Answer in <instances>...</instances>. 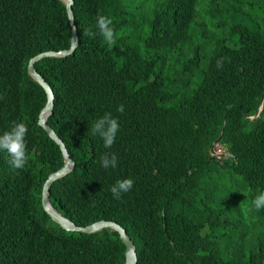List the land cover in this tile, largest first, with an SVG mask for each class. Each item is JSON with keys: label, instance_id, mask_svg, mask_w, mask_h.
Listing matches in <instances>:
<instances>
[{"label": "trees", "instance_id": "16d2710c", "mask_svg": "<svg viewBox=\"0 0 264 264\" xmlns=\"http://www.w3.org/2000/svg\"><path fill=\"white\" fill-rule=\"evenodd\" d=\"M74 11L76 52L36 63L55 92L48 123L75 161L53 183L52 204L81 226L101 219L123 225L137 264H264L263 241L249 259L241 250L232 260L208 240L222 225L223 199L248 203L253 221L264 214L252 205L264 192V108L246 118L264 95V0H75ZM98 13L112 18V46L96 28ZM89 28L95 37L84 35ZM70 44L61 0H0V135L25 123L29 157L15 170L0 151V264L126 262L117 230H67L42 205V186L64 158L38 123L47 95L28 64ZM200 64L201 79L194 77ZM105 112L119 123L111 149L90 131ZM220 136L233 157L217 161L208 151ZM105 151L117 154L115 169L101 167ZM227 169L241 184L216 180L213 173ZM124 178L134 185L114 199L109 189ZM207 223L212 229L203 235Z\"/></svg>", "mask_w": 264, "mask_h": 264}, {"label": "clouds", "instance_id": "9594fccd", "mask_svg": "<svg viewBox=\"0 0 264 264\" xmlns=\"http://www.w3.org/2000/svg\"><path fill=\"white\" fill-rule=\"evenodd\" d=\"M61 1L65 4V7H66L67 18H68V22H69V25H70V34H71V43H72L73 27H72V22L70 20L69 11H68V1L69 0H61ZM74 5H75V0H72L71 9H72L73 16H74V18H73L74 24H75V26L77 28V30H76L77 34L76 35L78 36V44L75 46L73 51H71L67 55H52L54 57H65V56L73 55L76 52V50H77V48H78V46L80 44L79 26H78L77 21H76V14H75V11H74ZM112 24H113V21H112L111 17H109L107 15H101L99 13L97 14V17H96V28L98 29L99 35H101L103 37L104 41L109 46H112V45H114L116 43L115 31H114V28L112 27ZM96 34L97 33L93 32L90 28L84 30V35L89 37V38L95 37ZM70 47H71V44L66 49L48 50V51L58 52V51L70 49ZM43 52H47V51H43ZM43 52H40V53H43ZM40 53H38V54H40ZM52 56H47V57H52ZM44 58H46V57H44ZM44 58H42V59H44ZM217 66L218 67L221 66V61L217 62ZM35 67H36V64H35ZM37 71L46 80L45 76L38 69H37ZM31 78L34 81H36L33 77H31ZM54 94H55V92H54ZM263 97H264V95L262 96V98ZM262 98H261V102L259 104V107H258L257 111L254 114L246 116V118L251 119V120H255V119H257L260 116V114H261V112H262V110L264 108V100L262 102ZM0 99H3V97L0 96ZM240 107L241 106H237V107L233 108V111L231 112V114L233 115L235 113V111L238 110ZM116 111L122 114L124 112V105L123 104L118 105L117 108H116ZM53 113H54V111H53ZM38 123H39V118H38ZM90 131L92 132L93 135H97L98 137H100L103 140V146H104L105 149H111L112 146L115 143L116 134L119 131L118 118H114L111 115V113L105 112L102 116H100L99 118L94 120V122H93V124H92V126L90 128ZM27 132H28V128H27V125L25 123H23V122H18V123L14 122L13 126L11 127V129L9 131H4L3 134L0 135V151H1V153H4L8 165H10L15 170H22L25 167V165H26V163L28 162V159H29L28 154H27V150H26V140H25ZM60 150H61V148H60ZM208 152H209L210 157L215 159V160H217V161L218 160L222 161V159H224V158L233 157L232 151L229 150V148H228V146L226 144L221 142V136L216 141H214V143L212 144V146L210 147ZM68 153H69L71 159L73 160L74 165L67 173H65L64 175H61L58 179L66 177L75 168V161L72 158L69 150H68ZM61 154H62V157L64 158L62 151H61ZM64 163H65V160H64ZM64 163H63L62 167L64 166ZM100 164H101V167L104 168L105 170H107L109 168L115 169L117 167V165H118V156H117V154L115 152H110V151L103 152L100 155ZM62 167H60V168H62ZM59 169L52 171L50 174L55 173ZM230 173H231L232 176H235L233 170H231ZM50 174H49V176H50ZM213 175H214V177L216 178V180L219 183H221V184L225 183L226 173H224V174L213 173ZM46 180H45V182H46ZM57 180H55V181H57ZM53 183H52V185H53ZM52 185H51V187H52ZM133 185H134V181H133L132 178L118 179L110 187L109 191L112 193L114 199H120L121 198V194L122 193H128L132 189ZM43 186H44V184H43ZM43 186H42V191H43ZM206 186H209V185L204 183L203 187L206 190H210L211 189L210 186H209V189H207ZM50 194H51V190H50ZM50 202H51V198H50ZM51 204H52V202H51ZM221 204H222V202H221ZM42 205H43V202H42ZM252 205H254V207H255V209L257 211H259L261 208H264V192L259 193L254 198V200L252 201ZM43 208H44V206H43ZM54 208H56V207L54 206ZM59 212H61V211H59ZM224 214H225V209L223 211V214H221L219 218L216 217L217 225H219V224L223 225L225 220H228L229 222L232 223V221L230 219H228L227 217H224ZM126 231H127V229H126ZM137 262H138V260H137Z\"/></svg>", "mask_w": 264, "mask_h": 264}, {"label": "water", "instance_id": "95a60500", "mask_svg": "<svg viewBox=\"0 0 264 264\" xmlns=\"http://www.w3.org/2000/svg\"><path fill=\"white\" fill-rule=\"evenodd\" d=\"M71 3L72 0L68 1V11L70 20L72 22L73 27V34H72V43L70 49L62 50L58 52L54 51H47L40 54H37L33 56L29 60L28 64V73L31 77H33L46 91L47 94V102L42 108L40 115H39V124L45 129V131L48 133V135L57 143L59 144L61 151L64 156V166L60 168L58 171H56L53 174H50L46 182L43 186L42 191V202L44 209L48 212V214L57 222L59 223L63 228L67 230L72 231H80V232H86V233H94L104 228H112L119 232L120 238L122 242L126 245V251H125V257L126 262L125 264H136L138 260V253L137 248L134 240L131 238V236L127 233L126 229L113 220H97L93 223H90L85 226H81L76 224L72 219L68 218L67 216L63 215L61 212H59L50 202V190L52 183L57 180L61 175H64L67 173L74 165L73 160L71 159L67 146L63 139L57 134L55 129L48 123L49 117L52 115L54 111V105H55V94L54 90L51 87V85L44 79V77L37 71L35 64L39 60H41L44 57L52 56V55H67L78 44V36L76 35V26L74 24V16L71 9ZM264 100V97L262 98V102ZM231 155V154H230Z\"/></svg>", "mask_w": 264, "mask_h": 264}, {"label": "rangeland", "instance_id": "374dc122", "mask_svg": "<svg viewBox=\"0 0 264 264\" xmlns=\"http://www.w3.org/2000/svg\"><path fill=\"white\" fill-rule=\"evenodd\" d=\"M206 64H200L194 72V77L201 79L202 71L205 69ZM173 68V64H172ZM170 74H174L171 70ZM231 170H226V179L224 185L230 188L234 184H241V176H232ZM209 189V186H206ZM222 206L225 208L224 217L232 221V229L225 225H219L214 228V236L209 237V241L216 244L219 252L225 258L236 260L241 255V250H244L248 255V259L258 250L257 246L260 242H264V214L255 216L253 221L250 213L248 203H241L238 206L237 199L229 201L223 199ZM212 225L207 223L202 233L206 235L210 233ZM261 246V244H260Z\"/></svg>", "mask_w": 264, "mask_h": 264}]
</instances>
